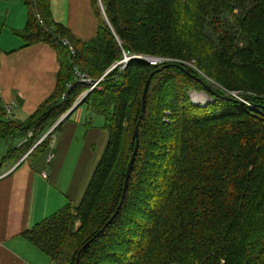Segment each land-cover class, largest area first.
<instances>
[{"label":"trees","instance_id":"1","mask_svg":"<svg viewBox=\"0 0 264 264\" xmlns=\"http://www.w3.org/2000/svg\"><path fill=\"white\" fill-rule=\"evenodd\" d=\"M100 1L91 0L96 35L84 41L53 19L50 0H25L29 22L15 35L25 46L49 43L61 69L55 90L25 121L9 118L0 102V137L26 136L3 164L48 147L51 134L35 143L90 87L73 81L76 66L99 79L124 52L196 59L222 86L251 91L246 99L258 107L215 96L197 77L222 95L226 89L184 63L158 70L163 64L130 59L82 102L105 118L110 137L81 202H67L24 236L52 264H264V0ZM189 88L213 101H193ZM137 125L138 153L123 197Z\"/></svg>","mask_w":264,"mask_h":264},{"label":"crops","instance_id":"2","mask_svg":"<svg viewBox=\"0 0 264 264\" xmlns=\"http://www.w3.org/2000/svg\"><path fill=\"white\" fill-rule=\"evenodd\" d=\"M50 6L53 19L72 35L84 41L96 35L99 19L91 0H50ZM29 16L25 0H0V102L18 123L48 99L61 69L59 53L49 43L25 46L15 35L27 26ZM85 105L65 116L62 126L51 132L48 147L33 156L29 150L3 164L26 136L1 137L7 141L0 149V264H50V257L24 232L67 202L78 205L83 198L110 137L105 118L101 115V122Z\"/></svg>","mask_w":264,"mask_h":264},{"label":"rangeland","instance_id":"3","mask_svg":"<svg viewBox=\"0 0 264 264\" xmlns=\"http://www.w3.org/2000/svg\"><path fill=\"white\" fill-rule=\"evenodd\" d=\"M98 4L100 5L101 4V1L100 0H98ZM101 7H103L102 5H101ZM38 15V14H37ZM104 18V17H103ZM28 32H29V30H28ZM30 32H31V30H30ZM29 32V33H30ZM28 34V33H27ZM72 45V44H71ZM73 46V45H72ZM68 47H69V45H68ZM74 48V47H73ZM125 53H127V57H129V56H131V59H132V56H136V57H139V56H144V58L146 57V56H148V57H150V56H156V57H161V58H166V59H169L168 61L167 60H165L166 62H176V61H178V62H181V63H184V64H186L190 69L191 68H195L196 70H197V72L200 74V75H202V76H204L206 79H208V80H210L211 81V83L215 86V87H217V88H223V89H226L227 90V92L228 91H230V92H243V91H245L246 89H243V88H239V89H230V88H227V87H225V86H222L220 83H218L214 78H212L211 76H208V75H205L204 73H203V71L202 70H200L198 67H197V64L199 65V61L198 60H196V59H192V60H189V61H183V60H175L174 58H170V57H168V56H166V57H162V56H157V55H152V54H148V53H137V54H135V55H133V54H129V52H124V55H125ZM123 58H124V56H123ZM121 60V59H120ZM129 61V60H128ZM127 61V62H128ZM164 61V63H166ZM117 62H119V61H117ZM117 62H114L110 67H112L113 65H115ZM163 63V64H164ZM197 63V64H196ZM201 66V65H200ZM109 67V68H110ZM108 68V69H109ZM81 70V69H80ZM82 71V70H81ZM83 72V71H82ZM145 72H146V74H148V72H149V70L148 69H146L145 70ZM85 73V72H84ZM106 73V72H105ZM105 73H104V75H102L101 77H99V80L101 81V80H103L104 79V76H105ZM86 74V73H85ZM87 75V74H86ZM88 76V75H87ZM89 78H91L90 76H88ZM145 78L147 79V77H146V75H145ZM143 79V82L140 84V86L138 87V91L141 89V86L143 87V85L145 84V80L146 79ZM91 79H95V78H91ZM95 80H97V79H95ZM73 81H75V79L73 80ZM99 81V82H100ZM70 82V81H69ZM71 83V82H70ZM143 84V85H142ZM153 88V87H152ZM151 88V89H152ZM91 90H89V88L87 87H84L82 90H80L79 91V94H78V97H77V100L75 101V103H74V105L71 107V109L68 111V112H66V113H64L58 120H56L55 122H53V124L49 127V129L46 131V133L45 134H43L42 136H44V135H46L45 137H48L49 136V134H52L51 132H53V131H55L57 128H58V126L60 125V126H62V122H61V120L66 116L67 117V115L70 113V112H72V111H74L75 109H77V107L78 106H75L77 103H78V100H80L81 98H83V100H82V102L84 101V98H85V96H83V95H85V94H87V92H90ZM152 91V90H151ZM187 91L189 92L188 94L190 95V98H192V100L193 101H199V100H201L200 102H207V103H211L210 101H213L212 100V97L211 96H208L207 95V93L205 92V91H202V92H199V91H201V90H195L194 88H189V89H187ZM140 92V91H139ZM251 92V91H250ZM205 95H204V94ZM63 95H62V97H61V100H63V99H66L67 97H68V94H67V87H66V89L63 91V93H62ZM139 98L141 99V95H139ZM81 102V103H82ZM203 102V103H204ZM81 103H79L78 105H80ZM75 106V107H74ZM86 106V108H90V106L88 105V104H86L85 105ZM74 107V108H73ZM5 108H6V110H7V106H5ZM147 108H148V106L146 107V111H147ZM145 111V112H146ZM95 115V117L97 118V119H100V121L101 122H103V117L101 116V115H99V114H94ZM138 115H139V112H138ZM141 116V115H140ZM6 117V116H5ZM4 117V118H5ZM104 123V122H103ZM125 125H127V128H128V132L130 133L129 134V136H130V139H131V135H132V132H133V129H134V125H135V121H129L128 123L127 122H125ZM59 126V127H60ZM59 129V128H58ZM29 133H31V132H29ZM41 136V137H42ZM125 136V141H124V145L126 144V142H127V140L129 139V136L126 134V135H124ZM6 139H5V141H3L2 139H1V137H0V149H1V147H2V145L3 144H6ZM79 142V141H78ZM77 141H76V143H78ZM124 145H123V149H121L122 151H124V156H126V151H125V149L126 148H124ZM28 153V152H27ZM27 153H25V155H27ZM24 155V156H25ZM3 176V175H2ZM2 176H0V178L2 177ZM139 182V181H138ZM137 184V186H139V184L138 183H136ZM134 193H136V192H138V191H133ZM43 256H44V260L45 261H49V259H48V257L47 256H45L44 254H43ZM50 264H52L51 262H50Z\"/></svg>","mask_w":264,"mask_h":264},{"label":"water","instance_id":"4","mask_svg":"<svg viewBox=\"0 0 264 264\" xmlns=\"http://www.w3.org/2000/svg\"><path fill=\"white\" fill-rule=\"evenodd\" d=\"M175 65L174 63L172 62H166L164 63L158 70H162L164 69L165 67H169V66H173ZM187 71V70H186ZM152 75V73H151ZM197 79L203 84L204 88L207 90V91H210L212 92L215 96L219 97V98H222V99H228V100H231V101H234V102H240V103H244L243 100L241 99H235L229 95H222L221 93H219L217 90L213 89L212 86L210 85V83H206L201 77H197ZM150 80H148V82L146 83L145 87H144V92H143V96H142V101H141V106H142V112H141V116L140 117H143L144 114H145V111H146V102H147V88H148V84H149ZM88 95V92L87 94H85L84 96L86 97ZM83 100V98H81L80 100H78V103L75 105V106H78L79 103H81ZM74 106V107H75ZM73 107V108H74ZM264 108V107H263ZM133 136L135 137V147H134V151L132 152L131 156H130V159H129V162H128V167H127V170H126V174H125V183H124V188H123V197H125V191L128 187V184H129V177H130V174L134 168V162L136 160V156H137V153H138V145H139V136H138V125L137 127L135 128L134 130V134ZM119 209L116 210V212L111 216V219H109L105 224V226L96 234L95 237H97V235H99L101 232H104L105 228L110 224L111 220L113 219V217L116 215V213L118 212ZM92 238V239H94ZM88 243H86L85 245H87ZM79 264V262H78Z\"/></svg>","mask_w":264,"mask_h":264},{"label":"built area","instance_id":"5","mask_svg":"<svg viewBox=\"0 0 264 264\" xmlns=\"http://www.w3.org/2000/svg\"><path fill=\"white\" fill-rule=\"evenodd\" d=\"M64 44L67 45V46L69 45V47H68L69 50H71L72 54H75V49L73 48V46L71 45V43L68 40H64ZM126 55H127V53H125L124 58H122L115 65H113L112 67L107 69L106 73L110 72L111 70L115 69L116 67H120V69L124 68L127 65V63H128L127 61L131 59V56L127 57ZM135 57L132 56V58H135ZM139 58H142V59L146 60L147 62L152 63V64H156V65L157 64H163L165 60H167V61L169 60V59H166V58H161V57H156V56H150V57L146 56L145 58H144V56H139ZM75 71H76L75 72V80L78 81V82L89 84L90 85L89 90H92V88L98 86L99 81H100L99 79L95 80V79L89 78L84 72H82L80 70V68L78 66H76V70ZM106 73H105V75H106ZM226 94L231 95L235 99L243 100L244 103H247L248 105H251L253 108L254 107H258L256 104H252L246 99L247 95H253L250 92L243 91V92H239L238 93V92H230V91L227 92V90H226ZM7 110L11 111L10 108H8ZM29 134H31V133H29ZM45 136L46 135L40 137L39 140L35 143V145H37L38 143H40L43 140H45L46 139ZM35 145L33 146V148L35 147Z\"/></svg>","mask_w":264,"mask_h":264}]
</instances>
